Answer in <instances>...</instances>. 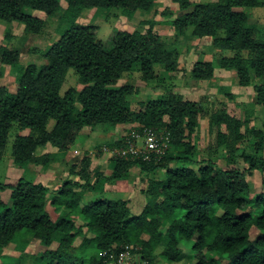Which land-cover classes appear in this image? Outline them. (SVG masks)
Here are the masks:
<instances>
[{
	"label": "trees",
	"instance_id": "obj_1",
	"mask_svg": "<svg viewBox=\"0 0 264 264\" xmlns=\"http://www.w3.org/2000/svg\"><path fill=\"white\" fill-rule=\"evenodd\" d=\"M158 1L0 0V21L21 24L28 34L38 35L47 26L34 12L48 18L61 14L60 31L64 25L69 26L45 54L46 65H31L23 70L16 92L0 87V163L15 127L29 131L13 139L11 153L15 166L21 169L40 162L35 156L38 148L51 146L67 152L83 131H93L100 125L121 127L127 132L153 129L163 133L175 148L173 154L158 163L111 159L114 168L107 181L127 180L134 166L142 167L144 176L158 169L166 171L162 181L150 180L149 188L141 191L147 204L138 215L128 201L99 200L80 208L86 191L96 189L91 182L89 158L71 169L80 181L65 182L49 201L43 184L24 179L15 185L0 182L2 259L3 249L23 233L39 240L45 248L34 264H106L103 252L115 250L119 255L127 245L134 247L132 252L148 264H155L157 251L163 247L159 256L166 264H175L184 254L181 244L190 249L195 264H264V193L255 196L248 181L254 171L264 176V158L247 156L248 168L244 171L224 169L212 161L198 170L188 167L194 164L198 151L194 135L198 118L205 114L203 108L173 92L161 99L137 103L134 108L131 100L138 89L118 86L125 74L136 71L146 80L155 78L157 65L168 73L176 71V50L164 45L154 28L145 33L117 31L107 42L99 38L97 27L75 24L83 10L118 9L132 17L138 11L151 13ZM171 2L183 13L172 22L181 33L192 30L199 39H213L214 49L234 52L230 58L219 59L218 66L234 72L241 86H255L256 104L264 108V30L253 27L249 14L250 9L264 7V0ZM19 61V52L1 48L0 67L14 66ZM70 70L77 73L83 88H71L61 96ZM214 72L213 63H196L192 71L197 81H212ZM214 120L226 125L238 138L247 125L224 114ZM51 121L55 125L49 130ZM139 125L141 128H137ZM219 134L225 141L226 135ZM255 135L260 138L255 150L260 152L264 139L261 132ZM48 159L50 155L43 157L42 163L48 165ZM98 177L99 181L103 175ZM7 190L12 192L10 205L2 200ZM80 216L84 217L82 224L77 221ZM77 237L83 239L79 247L75 246ZM90 244L96 246L91 257L87 261L77 257V251H84ZM23 248L15 246L17 251H25Z\"/></svg>",
	"mask_w": 264,
	"mask_h": 264
},
{
	"label": "rangeland",
	"instance_id": "obj_2",
	"mask_svg": "<svg viewBox=\"0 0 264 264\" xmlns=\"http://www.w3.org/2000/svg\"><path fill=\"white\" fill-rule=\"evenodd\" d=\"M192 1L194 4H207L214 0ZM61 4L66 9V3L62 2ZM32 14L47 22L45 29L38 35L28 34L21 24L0 21V51L2 47H5L20 53V61L17 65L0 67V87H5L11 92L17 91L19 77L28 66L47 64L45 54L68 26L64 25L60 31L61 24H63L61 23V14L56 18H48L41 12ZM182 14L179 7L171 0H159L151 13L138 11L132 17L124 15L123 11L118 9L83 10L75 24L97 27L99 38L107 42L117 31L145 33L154 28L161 42L176 50L178 69L168 73L163 66L157 65L155 78L149 80L144 79L143 74L139 71L127 73L119 80L118 86L128 85L138 89L137 96L131 100L134 108L137 103L161 99L170 92L198 103L205 114L197 120L198 129L194 136H197L198 151L195 162L187 166L198 170L201 166L207 165L208 161H212L224 169L235 168L244 171L248 168L245 163L247 156L255 155L264 158V148L260 152L255 150L260 139L255 133L261 132L264 139V108L256 104L255 86H241L234 72L223 70L218 66L219 59L230 58L234 52L214 49L213 39H199L192 35V30H188L184 34L181 33L172 22L180 18ZM249 14H251L253 27L258 31L264 30V7L250 9ZM196 63H213L215 67L214 79L212 81L195 80L192 71ZM71 88L79 91L83 88L79 84V76L74 70L68 72L66 82L60 91L61 96H64ZM78 109H81L80 104ZM223 114L247 123L243 126L241 138L232 135L226 125L215 123L214 118ZM54 125L55 121H51L49 130H52ZM137 128H141V126L139 125ZM134 132H127L121 127L109 129L107 126L100 125L93 131H83L75 145L67 152H60L51 146L38 148L35 156L40 162L29 164L21 169L15 166L11 153L13 139L17 135H27L29 131L15 127L11 134L7 153L3 162L0 163V182L6 185H15L20 179H24L36 184H43L48 189L49 201L65 182L80 181L76 175L71 174V169L89 158L92 161L93 169L91 182L96 189L95 192L86 191L80 208L99 200L128 201L133 212L138 215L147 204L146 197L141 191L149 188L150 180L162 181L166 176V171L158 169L154 173L144 176L142 167L134 166L131 168L127 180L107 181L114 168L111 159L121 158L132 161L142 159L144 162L155 161L158 163L165 156L173 154L175 148L164 137L162 141L160 139L163 153L149 152L146 149V140H144L143 134L134 141L128 140V137ZM220 132L226 135L225 141L220 140ZM136 133H139V129L136 130ZM123 137H125L124 141H121ZM119 141L123 144L119 145ZM46 155H50L48 165L42 163V158ZM99 175H103V178L98 181ZM248 181L255 196L264 193V176L260 172L254 171L248 176ZM11 194L10 190L2 193V200L7 205L11 204ZM53 212L57 217L55 209ZM79 218L77 221L82 224L84 217L80 216ZM167 229L168 226L164 227L163 231L166 232ZM86 231L87 229H84L85 233ZM82 241V237H77L75 246L79 247ZM15 246L24 247L25 249L22 250L25 251H17ZM55 246L57 245L55 244ZM130 247L134 250V247ZM180 247L184 254L175 264H195L190 249H186L185 244H181ZM95 248V244H90L84 251L78 250L76 255L87 261L94 253ZM3 250L4 258L0 257V264H34L35 259H39L45 252V248L39 240L31 239L23 233L19 234L16 240ZM114 251H111L106 260L109 261V264H115ZM162 251L163 247L157 251L155 264H166L165 259L159 256ZM106 256V252H103L102 258ZM131 261L135 264L144 263L142 257L134 253ZM124 264H127V261Z\"/></svg>",
	"mask_w": 264,
	"mask_h": 264
},
{
	"label": "built area",
	"instance_id": "obj_3",
	"mask_svg": "<svg viewBox=\"0 0 264 264\" xmlns=\"http://www.w3.org/2000/svg\"><path fill=\"white\" fill-rule=\"evenodd\" d=\"M141 134H143L144 140H146V149L149 152L157 153V154L163 153L161 148L162 142L160 143V139L162 141V139L164 138L163 133L158 134L153 129H144L143 132H139V133H136L135 131L133 134H131L130 137H128L129 138L128 140L132 139V141H134L135 139L140 138ZM132 251L133 249L129 245H127L124 248V250L119 253V255H115L116 256L114 258L115 264H119V263L124 264L125 261H127V264H135L134 262L131 261V257L133 255ZM106 254L107 256L105 258L107 260L110 254H108L107 252ZM106 264H109V261H106Z\"/></svg>",
	"mask_w": 264,
	"mask_h": 264
}]
</instances>
